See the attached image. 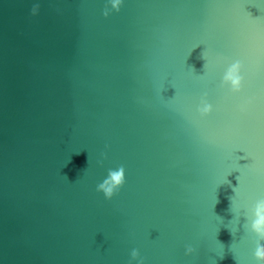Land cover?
Returning <instances> with one entry per match:
<instances>
[{
    "label": "water",
    "instance_id": "water-1",
    "mask_svg": "<svg viewBox=\"0 0 264 264\" xmlns=\"http://www.w3.org/2000/svg\"><path fill=\"white\" fill-rule=\"evenodd\" d=\"M106 6L0 0V264H259L264 0Z\"/></svg>",
    "mask_w": 264,
    "mask_h": 264
},
{
    "label": "clouds",
    "instance_id": "clouds-1",
    "mask_svg": "<svg viewBox=\"0 0 264 264\" xmlns=\"http://www.w3.org/2000/svg\"><path fill=\"white\" fill-rule=\"evenodd\" d=\"M123 0H110L111 8L107 6L103 12L105 17H108L112 10L119 12ZM39 12V4H34L31 9V14L33 16L37 15ZM241 63L239 61L233 63L225 72L223 77V82L226 85H230L233 92H240L242 88L243 77L240 74ZM201 116H207L212 112V105L207 102L206 99L201 100V106L198 109ZM103 155V154H102ZM125 168L121 165L118 169L108 171L107 177L103 182L97 185L96 190L102 192L105 199H112V197L119 192L121 187L125 184ZM254 220L251 224V229L260 240L264 241V199L259 200L254 208ZM194 248L188 246L186 248V255H191L194 252ZM255 258L259 264H264V244L257 243L255 250ZM132 260L137 261V264H144L138 250L133 249L131 252Z\"/></svg>",
    "mask_w": 264,
    "mask_h": 264
}]
</instances>
